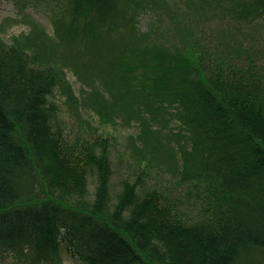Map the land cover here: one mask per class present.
Masks as SVG:
<instances>
[{
	"label": "trees",
	"instance_id": "obj_1",
	"mask_svg": "<svg viewBox=\"0 0 264 264\" xmlns=\"http://www.w3.org/2000/svg\"><path fill=\"white\" fill-rule=\"evenodd\" d=\"M72 3L64 40L81 38L96 53L109 51L114 26L130 20L128 11L120 10V0ZM161 16L155 25L166 27L150 33L159 31L155 47L164 48L147 54L155 59L142 64L150 85L137 88V95L185 108L200 97L208 113H180L181 126L175 114L162 116L177 126L171 136L188 140L195 133L192 145L185 146L204 149L208 161L224 152L234 179L245 172L240 158L249 166V178L238 183L242 194L235 197L237 226L229 224L226 210L214 219H198L173 194L142 196L139 184L137 188L129 180L116 187L108 149L98 153L104 144L100 137L78 134L82 146L63 137L59 146L40 77L27 65L40 59L38 40L30 38L32 57L10 55L0 42V60L8 62L5 74L0 71V256L13 251L11 264H64L62 247L81 264H249L245 255L253 244L264 262V108L253 95L264 93V36L243 59L228 62L199 51L200 42L208 43L205 36L214 37L211 21L202 20L203 15L197 17V27L185 30V18L178 13L168 25ZM192 40L197 44L187 48ZM104 63L112 67L113 61ZM115 63L133 67L122 59ZM43 82L50 79L44 75ZM220 131L222 137H215Z\"/></svg>",
	"mask_w": 264,
	"mask_h": 264
},
{
	"label": "rangeland",
	"instance_id": "obj_2",
	"mask_svg": "<svg viewBox=\"0 0 264 264\" xmlns=\"http://www.w3.org/2000/svg\"><path fill=\"white\" fill-rule=\"evenodd\" d=\"M72 4V0H0V42L8 53L23 52L32 57L30 38L39 42L40 59L27 65L40 77L41 89L49 100L46 111L51 126L58 131L59 146L63 137L76 146L83 143L78 134L100 137L104 144L98 147V153H104L105 147L108 149L116 187H120V180H129L135 182L137 188L139 184L142 196L152 191L173 194L198 219H214L221 210H226L229 224L235 228L239 212L235 197L242 194L239 190L242 185L238 183L249 178V174L246 175L249 166L245 167L240 158L238 162L245 172L234 179L229 174V166L224 164V152H218L208 161L204 149L185 146L192 145L195 133L189 135L191 133L186 130L188 140L171 136L170 131L177 126L170 118L162 116L175 114L181 126L180 113H208L201 106L200 97L197 95L193 102H187L185 108L187 105L177 106L171 101L162 104L156 97L137 95L136 89L150 85L142 64L155 59H148L147 54L164 48L163 44L155 47L159 40L156 34L166 27L165 24L155 25L158 13L163 15L161 18L166 25L171 22L170 16L178 13L185 18L184 30L197 27V17L203 15L202 20L211 21L214 37L205 36L204 41L208 43L200 42L199 51L210 58L219 57L230 62L235 58L243 59L257 45L258 38L264 36L262 0H120V10L130 15L129 25L121 20L114 26L108 37V47L105 46L109 51H103V55L88 47L81 38L73 43L64 40V25L69 23ZM234 10L239 15H235ZM122 12L120 15L125 18ZM212 12L216 15L214 18ZM240 24L242 28L238 27ZM154 28L159 30L153 32L157 37L150 33ZM254 36L256 41L252 39ZM194 42L197 44L196 40L189 41L187 48ZM119 59L133 67L118 66L115 62ZM110 61H113L112 67H107L104 62L110 64ZM7 63L0 60V71L4 74ZM44 75L50 79L49 84L43 82ZM226 92L224 94L229 95ZM253 95L257 104L264 108V93L254 91ZM176 124L179 128V123ZM161 127L162 134L158 131ZM222 135L221 131L215 133L218 138ZM143 136L145 142H141ZM250 155L251 152L247 159ZM246 162L251 165L250 161ZM249 250L245 255L249 264H264L257 255L256 244ZM61 252L64 264H81L65 247ZM2 253L0 264H11L14 252Z\"/></svg>",
	"mask_w": 264,
	"mask_h": 264
}]
</instances>
